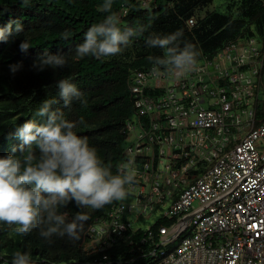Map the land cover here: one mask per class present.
<instances>
[{
    "label": "built area",
    "instance_id": "obj_1",
    "mask_svg": "<svg viewBox=\"0 0 264 264\" xmlns=\"http://www.w3.org/2000/svg\"><path fill=\"white\" fill-rule=\"evenodd\" d=\"M263 68L264 43L237 36L184 75L130 71L132 142L117 170L129 164L135 181L83 231L89 264H264Z\"/></svg>",
    "mask_w": 264,
    "mask_h": 264
},
{
    "label": "trees",
    "instance_id": "obj_2",
    "mask_svg": "<svg viewBox=\"0 0 264 264\" xmlns=\"http://www.w3.org/2000/svg\"><path fill=\"white\" fill-rule=\"evenodd\" d=\"M104 3L105 0H0V28L10 20L20 21L24 28L23 32L9 36L8 42L0 41V157L10 154L21 143L14 135L16 128L29 119L42 123L44 118L37 115L39 108L46 100L55 101L52 109L62 112L66 120L77 122L74 131L86 136L104 164L117 174L119 164L125 159L124 125L135 111L128 82L130 71L146 68L156 57H164L162 49L147 45L149 36L180 31V47L192 44L202 54H212L237 36H254L264 43V0H239L236 17L230 12L233 5L224 13L207 12L191 29L186 26L187 19L205 9L212 0H150L147 7H142V0H112V12L119 15L121 28L135 29L138 25L145 28L142 35L130 37L126 48L133 51L118 57L89 55L74 59L87 30L110 14L101 10ZM123 7L126 13L121 15ZM248 21L253 22L252 29L246 28ZM65 30L70 33L67 39L61 36ZM22 40L30 44L26 53L19 51ZM45 53L64 54L68 63L64 68L48 67L40 71L34 63L38 67ZM18 63L20 67L11 73L9 65ZM64 79L74 83L81 93L67 107L56 87ZM262 79L264 84V68ZM262 94L264 97V85ZM260 108L257 117L262 119L264 111ZM81 118L83 124L79 123ZM110 206L94 210L77 208L70 202L60 211L68 212L69 220L77 212L88 214L85 230ZM17 226L0 222V264H12L17 251L30 253L33 264H89L96 257L82 252L79 239L67 235L45 239L40 236V229L21 237L11 231ZM123 249L114 252L122 255Z\"/></svg>",
    "mask_w": 264,
    "mask_h": 264
},
{
    "label": "clouds",
    "instance_id": "obj_3",
    "mask_svg": "<svg viewBox=\"0 0 264 264\" xmlns=\"http://www.w3.org/2000/svg\"><path fill=\"white\" fill-rule=\"evenodd\" d=\"M101 10L110 14L87 30L74 59L120 54L129 45L130 37L145 31L139 25L135 29L121 28L119 15L112 12V0H105ZM23 31L20 21L10 20L0 28V41L6 43L9 36ZM69 35L67 30L61 34L64 39ZM181 36L182 32L177 31L166 36H149L146 40L149 47L164 51V58L156 57L155 64L177 75L193 71L200 54L192 44L185 43L181 48ZM18 47L21 53H26L30 44L22 40ZM67 63L64 54L45 53L39 66L35 62L34 67L43 71L48 67L64 68ZM18 67L19 63L9 65L10 72L14 74ZM56 87L66 107L73 97L81 96L69 79L58 81ZM53 103L46 100L39 108L37 115L44 118L42 123L29 119L16 128L14 135L21 143L10 154L0 157V222L18 225L11 231L21 237L40 229V236L45 239L67 235L78 240L90 216L77 212L69 220L68 212L60 209L74 202L77 208L99 210L114 201H123L135 181L136 171L124 164L113 174L95 147L89 145L88 138L74 131L77 122L68 121L62 112L53 110ZM79 123H84L83 118ZM12 264H33L32 257L30 253L17 251Z\"/></svg>",
    "mask_w": 264,
    "mask_h": 264
},
{
    "label": "rangeland",
    "instance_id": "obj_4",
    "mask_svg": "<svg viewBox=\"0 0 264 264\" xmlns=\"http://www.w3.org/2000/svg\"><path fill=\"white\" fill-rule=\"evenodd\" d=\"M238 1L239 0H212V3L210 5H208L205 9H203L200 13H199V16L200 18L204 17L205 14L207 12H212V11H219V12H227V9H228V6L229 5H233L232 6V9L230 10L231 14L233 15V17H236L238 15ZM117 14V13H116ZM254 27V24L252 21H248L247 23V26L246 28H253ZM133 49H127V48H124V50L120 53V54H117V55H112V56H107V57H118L120 55L123 54V56L127 53V52H132ZM105 57V58H107ZM263 81L261 82V85H260V93H259V101H257L256 103V108H260L264 111V97H263V94L261 95V91L263 89ZM132 140H129V141H126L125 142V146L129 143H131ZM125 202H128L129 201V198L126 197V199H124ZM148 221L146 220V223Z\"/></svg>",
    "mask_w": 264,
    "mask_h": 264
},
{
    "label": "water",
    "instance_id": "obj_5",
    "mask_svg": "<svg viewBox=\"0 0 264 264\" xmlns=\"http://www.w3.org/2000/svg\"><path fill=\"white\" fill-rule=\"evenodd\" d=\"M81 240H82V234L80 235V238H79V243L81 242Z\"/></svg>",
    "mask_w": 264,
    "mask_h": 264
}]
</instances>
